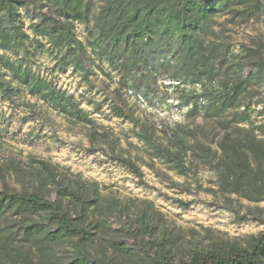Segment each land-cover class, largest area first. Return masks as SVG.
I'll list each match as a JSON object with an SVG mask.
<instances>
[{
    "label": "rangeland",
    "instance_id": "374dc122",
    "mask_svg": "<svg viewBox=\"0 0 264 264\" xmlns=\"http://www.w3.org/2000/svg\"><path fill=\"white\" fill-rule=\"evenodd\" d=\"M252 1L230 5L213 18L217 36H208L209 43L220 41L227 46L226 54L217 53L216 63L229 67L230 54L242 43L254 45L264 59V0H258L257 6ZM30 2L29 12L20 8V19L31 40L24 50L1 53L13 64H22L52 82L55 92L73 95L86 118L81 121L77 115H67L44 88L31 92L5 68V77L20 95L5 99L0 94V191L30 192L59 202L74 224L86 230L90 241L78 250L83 242H75L74 237L42 252L21 238L22 247H34L35 254L6 257L5 248L0 247V264H155L165 256L182 263L195 252H223L230 247L252 251L254 241L264 237V201L250 202L226 192L213 164L221 163L225 156L228 135L244 134L224 130L222 114L214 113L216 92H223L231 82V69H221L208 84L213 92L201 96L198 111L190 112L193 102L188 98L194 91L204 90L203 81H185L152 65L125 74L122 68L112 69L100 61L90 47L89 56L84 57L87 72L83 73L73 49L57 46L47 34L29 28L42 13L44 25L59 28L65 18L56 3ZM106 4L94 0L93 14H100ZM73 24L75 36L90 43L88 26L77 20ZM66 61L69 63L63 65ZM255 89L252 119L260 124L264 123V83ZM120 110L129 118L118 116ZM87 118L98 131H112L121 140V147L143 172L141 181L111 159L106 145L91 150ZM174 123L188 128L202 125L209 139L195 143L190 138L186 158L193 162V172L187 178L168 169L165 158L157 156L152 143L138 134L148 129L159 150L175 149L177 140L165 133ZM208 147L213 157L210 162L202 155ZM252 168L264 176V163H253ZM49 172L70 187L72 196L61 197ZM78 196L91 203L84 214L74 200ZM24 221L22 215L6 214L2 223L15 229ZM78 251L80 255H76ZM84 254L89 261L80 260ZM261 258L264 262V245Z\"/></svg>",
    "mask_w": 264,
    "mask_h": 264
},
{
    "label": "trees",
    "instance_id": "16d2710c",
    "mask_svg": "<svg viewBox=\"0 0 264 264\" xmlns=\"http://www.w3.org/2000/svg\"><path fill=\"white\" fill-rule=\"evenodd\" d=\"M49 1L56 3L57 9L65 18L64 23L59 28L44 25L42 13L41 19L31 22L29 28L34 33L47 34L57 46L73 49L78 56L76 65L83 73L87 72L84 57L89 56L90 47L100 61L109 63L112 69L122 68L125 74L152 65L157 71L168 72L185 81H203L204 90L201 93L194 91L188 98L193 102L190 112H197L199 98L213 92L209 85L221 69H231V82L223 92H216L218 102L214 106V113L222 114L224 130H242L244 134L228 135L225 156L221 163L213 164L226 192L250 202L264 201V176L260 171L255 174L252 168L253 163H264V123L255 124L251 109L255 86L259 87L264 83V59L254 45L242 43L238 51L230 54L232 62L229 67L223 62L216 63L217 53L220 50L219 54H226L227 46L219 44L220 41H213V44L208 40V36H217L212 29L215 24L213 18L226 11L228 6L248 3V0H105L107 4L103 11L95 15L94 0ZM30 4V0H0V94L5 99L20 95L18 89L5 77L6 68L12 72L13 78L20 84L27 85L31 92L43 91L44 88L46 93L55 97L58 106L67 115H77L82 121L86 114L73 95H67L64 91L55 92L52 82L36 76L22 64H13L1 53L2 50H24L27 41L31 40L20 19V8L29 12ZM251 4L257 6L260 1L254 0ZM74 20L88 26L90 43L84 44L75 36ZM68 63L66 61L63 65ZM117 114L126 115L121 110ZM87 120L89 129L86 135L93 146L91 150L95 151L100 144L106 145L111 159L127 168L141 181L143 172L136 159L121 147V140L112 131H98L90 119ZM169 130V133H165L177 140L175 149L159 150L155 135L148 129L138 134L152 143L157 156L165 158L168 169L187 178L193 172V162L186 158L187 151L191 148L190 140L195 143L208 142V135L202 125L188 128L174 123L169 126ZM210 151L211 148L208 147L202 154L209 162L213 158L208 154ZM49 176L61 197L72 196L69 186H63L62 181L53 173L49 172ZM79 187L82 189L81 185ZM94 199L98 200L96 194ZM74 200L81 205L79 211L82 214L91 204L79 199V196ZM6 214L22 215L26 221L15 229L8 228V224L2 223ZM30 217L38 219L28 221L27 218ZM21 233L24 235L20 237ZM74 237L77 238L75 242H83L78 250L84 249L90 241L86 230L74 224L59 202L30 192L0 191V247L5 248L6 257L22 255L26 258L35 254L34 247L43 252V249L58 243L72 241ZM21 238H26L34 247L23 248ZM254 243L252 251L230 247L223 252H195L182 263L174 261L171 256H165V260L155 264H264L261 258L264 237L256 239ZM76 255H80V252H76ZM80 260L89 261L86 254L81 255Z\"/></svg>",
    "mask_w": 264,
    "mask_h": 264
}]
</instances>
